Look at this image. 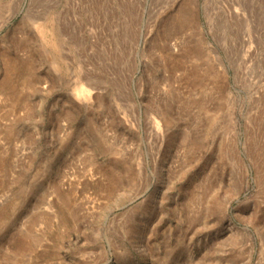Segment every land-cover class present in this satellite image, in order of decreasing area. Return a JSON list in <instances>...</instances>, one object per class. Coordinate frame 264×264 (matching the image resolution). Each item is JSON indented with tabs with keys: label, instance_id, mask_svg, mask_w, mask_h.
Returning a JSON list of instances; mask_svg holds the SVG:
<instances>
[{
	"label": "rangeland",
	"instance_id": "374dc122",
	"mask_svg": "<svg viewBox=\"0 0 264 264\" xmlns=\"http://www.w3.org/2000/svg\"><path fill=\"white\" fill-rule=\"evenodd\" d=\"M0 264H264V0H0Z\"/></svg>",
	"mask_w": 264,
	"mask_h": 264
}]
</instances>
